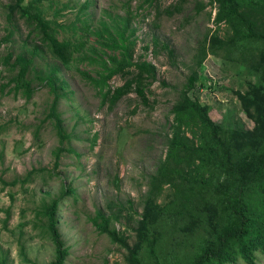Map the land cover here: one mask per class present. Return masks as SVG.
Returning a JSON list of instances; mask_svg holds the SVG:
<instances>
[{"label": "rangeland", "instance_id": "rangeland-1", "mask_svg": "<svg viewBox=\"0 0 264 264\" xmlns=\"http://www.w3.org/2000/svg\"><path fill=\"white\" fill-rule=\"evenodd\" d=\"M177 1L162 0L160 4L164 9ZM200 2L206 4L208 0H188L185 12L171 19L157 18L153 8L138 1L57 0L51 9L45 3L46 16L57 19L64 27L59 38L84 43L69 68L59 64L46 48L35 61L43 73L59 67V77L68 83V96L60 101L58 111L69 139L62 146L66 151L56 167L54 152L60 140L50 117L54 98L50 89L35 80L31 99L22 93L7 94L9 89L2 92L13 77L2 63L5 56L33 51L39 41L34 35L28 40L34 29L24 20L16 17L9 24V0H0V39L9 30L14 32L11 41L0 48V177L7 183L20 179L16 185L5 186L0 181V261L45 264L54 260L55 245L42 210L45 204L58 199L59 230L69 249L65 264H125L126 249L98 233L92 218L97 210L108 211L111 203L126 204L128 200L134 201L142 212L141 194L147 189L148 176L167 153L173 105L190 74L200 40L216 29L217 4L208 5L197 15L196 4ZM63 6L68 8L55 17ZM117 16L129 17L130 28L136 29L135 60L143 57L158 69V81L148 92L149 106L131 93L111 109L83 74L96 76L100 66L90 60L81 61L82 57L114 55L101 44L103 40L96 32L102 29V22L114 27ZM85 23L90 26L88 31ZM154 36L160 42L161 54L157 57L153 53ZM163 43L175 50L173 60L160 49ZM148 45L150 48L145 51ZM241 70L237 64L215 56H209L200 69L195 95L201 105H209L211 118L224 128L242 123L253 127L235 95L236 91L246 90L248 77L240 75ZM31 78H35V73H31ZM110 84L117 88L124 80L115 77ZM29 175L32 176L27 179ZM208 232L197 221L168 217L159 222L158 246L191 249ZM126 233L132 236L131 231ZM256 257L257 264H264V254L258 252ZM238 264L246 263L240 260Z\"/></svg>", "mask_w": 264, "mask_h": 264}, {"label": "trees", "instance_id": "trees-1", "mask_svg": "<svg viewBox=\"0 0 264 264\" xmlns=\"http://www.w3.org/2000/svg\"><path fill=\"white\" fill-rule=\"evenodd\" d=\"M130 1L153 8L157 18L171 19L185 12L188 0H178L164 9L160 4L162 0ZM56 2L9 0V24H13L16 17L24 20L34 29L29 32L28 40L34 35L39 44L33 51L5 56L2 63L13 77L2 92L9 89L7 94L22 93L31 99L36 90L35 80L50 89L54 95L50 117L60 140L54 152L58 167L66 151L62 146L69 139L58 111L60 101L68 96V83L59 77V67L43 73L38 71L35 61L46 48L59 64L69 68L84 43L59 38L64 27L57 19L48 18L44 8L45 3L51 9ZM215 4L216 29L200 40L190 74L173 105L167 153L158 162L155 172L148 176L147 189L141 194L142 212L134 201L128 200L126 204L113 202L108 211L97 210L92 218L98 233L126 249L125 264H238L240 260L257 264L256 253L264 254V0H208L206 4H196V14ZM67 8L57 10L55 17ZM114 22V27L102 22V29L96 32L103 40L100 43L114 55L97 59L82 57L81 61L90 60L100 66L96 76L89 72L83 74L111 109L131 93L137 94L144 106H149L148 92L158 81V69L143 57L135 60L137 39L136 29L130 28L131 19L117 16ZM84 28L88 31L90 26L85 23ZM13 35L9 30V34L0 39V48L9 43ZM152 41L157 57L161 54L160 42L155 36ZM149 48L148 45L144 50ZM160 49L166 51L170 59L175 58V50L169 43L161 44ZM209 56L237 64L243 70L240 75L248 77L246 90L236 91L235 95L253 127L244 123L232 128L218 125L211 118L209 105H201L196 97L200 69ZM31 73H35V78H31ZM115 77L124 80V84L113 88L110 82ZM0 181L5 186L20 183V179L7 183L2 176ZM59 205L56 199L45 204L42 210L55 245L54 260L45 264H65L69 255L59 230ZM178 216L201 223L209 232L191 249H160L159 222ZM116 223L125 230L118 229ZM127 231H131L132 236L127 235ZM0 264H5L4 260Z\"/></svg>", "mask_w": 264, "mask_h": 264}]
</instances>
